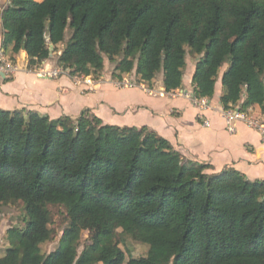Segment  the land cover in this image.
Segmentation results:
<instances>
[{"label": "trees", "instance_id": "16d2710c", "mask_svg": "<svg viewBox=\"0 0 264 264\" xmlns=\"http://www.w3.org/2000/svg\"><path fill=\"white\" fill-rule=\"evenodd\" d=\"M1 26V48L13 61L23 49L29 68L64 43L56 64L71 76L98 77L107 57L116 79L162 71L167 92L182 87L189 55L197 98L213 96L227 64L222 109L264 116V0H9ZM210 167L147 126L105 124L89 109L56 119L0 109V207L21 203L24 220L0 264H264V180ZM49 204L67 223L44 254ZM125 236L146 254L127 257Z\"/></svg>", "mask_w": 264, "mask_h": 264}, {"label": "crops", "instance_id": "0c3cea01", "mask_svg": "<svg viewBox=\"0 0 264 264\" xmlns=\"http://www.w3.org/2000/svg\"><path fill=\"white\" fill-rule=\"evenodd\" d=\"M8 3L9 0H0V53L7 57L1 48V13ZM68 36L66 34L65 38ZM63 46L64 43H60L55 50L51 47L50 57L36 69L27 66L26 52L21 49L14 61L18 70L10 76L0 72V109H25L51 119L64 115L76 118L89 109L105 124L149 127L187 159L210 165L207 173L233 167L249 180H264L261 134L243 122H236L233 132L227 130L219 100L223 90L222 73L209 98V107L201 109L189 98L193 93L191 78L196 60L183 75L182 87L170 92L163 88L162 76L158 82L154 79L146 83L138 82L134 73L124 74L121 79L113 78L116 61L112 67L104 62L101 74L90 77L92 83L87 84L82 81L84 77L71 76L68 72L57 77L41 73V69L57 67L56 59ZM186 79L190 82L186 83ZM249 110L254 115L260 114L258 106Z\"/></svg>", "mask_w": 264, "mask_h": 264}, {"label": "rangeland", "instance_id": "374dc122", "mask_svg": "<svg viewBox=\"0 0 264 264\" xmlns=\"http://www.w3.org/2000/svg\"><path fill=\"white\" fill-rule=\"evenodd\" d=\"M195 58L187 55V66L185 68L184 75L187 73L188 67L194 63ZM106 66L112 67L114 62L109 61L107 57H104ZM227 64H224L219 70L221 74L226 69ZM159 76H162V71L156 76L155 80L158 82ZM187 76H184L186 78ZM186 83L190 80L186 79ZM50 211V224L49 227L52 232L51 239L41 244V251L46 254L52 251L58 243V239L62 233L63 228L66 226V211L62 206L51 205L48 206ZM24 225L23 220V206L19 202H10L0 207V256L4 253L5 249L9 246L10 233L16 227H22ZM80 244L79 251L83 248L88 239V232L82 231L79 235ZM125 251L127 257H139L144 256L147 252L148 246L142 242L136 241L129 236H125V243L121 246ZM100 264V263H99Z\"/></svg>", "mask_w": 264, "mask_h": 264}, {"label": "built area", "instance_id": "2783aa9c", "mask_svg": "<svg viewBox=\"0 0 264 264\" xmlns=\"http://www.w3.org/2000/svg\"><path fill=\"white\" fill-rule=\"evenodd\" d=\"M16 70H18L17 65L14 61L10 60L5 54L0 53V72L6 76L12 75ZM65 72H68V69L61 68L59 66L55 68H45L41 69V73L50 77H57ZM84 83L91 84L92 81L90 77H84L82 80ZM128 82H124V85H127ZM193 105L201 109H206L209 107V98L201 97L197 98L193 93L189 96ZM222 114L226 120L227 130L233 132L235 130L236 122H243L248 127L258 131L264 139V116L261 114L254 115L249 108L243 109L241 104H236L232 108L223 109ZM206 123V122H205Z\"/></svg>", "mask_w": 264, "mask_h": 264}]
</instances>
